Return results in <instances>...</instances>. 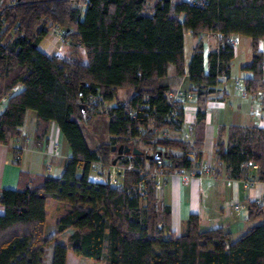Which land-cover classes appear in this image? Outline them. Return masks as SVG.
<instances>
[{
  "label": "trees",
  "instance_id": "16d2710c",
  "mask_svg": "<svg viewBox=\"0 0 264 264\" xmlns=\"http://www.w3.org/2000/svg\"><path fill=\"white\" fill-rule=\"evenodd\" d=\"M84 6V7H82ZM53 26L66 30L59 50L39 48ZM198 38L188 65L184 34ZM219 33L205 67L203 35ZM234 33L251 39L252 59L242 69L247 93L264 89V0H12L0 6V143L22 134L28 109L37 111L36 138H44L56 121L71 147L61 176H42L38 184L4 188L0 202V264H44L47 202L65 204L56 232L71 229L67 242L57 241L51 264H66L67 252L106 264H264V219L236 239L227 230L231 203L222 199L225 180H206L200 187V209L188 215L183 232L170 226V207L156 205L152 169L166 176L175 169L199 166L203 160L207 102L222 76H229ZM176 78L188 72L196 96L193 137L173 135L184 122ZM21 85L18 91L15 87ZM82 96L80 100V87ZM119 88H132L127 100ZM94 94L96 104L88 102ZM108 117L109 141L89 147L82 123ZM121 143L159 159L126 154L123 182L113 185L89 178L94 162L112 165ZM229 178L256 179L264 185V127L223 126L213 148ZM161 160V164H158ZM249 164L256 165L252 176ZM198 174V173H197ZM264 190V189H263ZM249 218L264 217L263 204L248 205ZM208 218V223L203 220Z\"/></svg>",
  "mask_w": 264,
  "mask_h": 264
},
{
  "label": "crops",
  "instance_id": "0c3cea01",
  "mask_svg": "<svg viewBox=\"0 0 264 264\" xmlns=\"http://www.w3.org/2000/svg\"><path fill=\"white\" fill-rule=\"evenodd\" d=\"M6 3L9 2L1 3V5ZM56 27H51L40 42L45 41V50L43 51L49 55L55 54L61 45L56 42ZM50 31L53 35H50ZM232 35L236 38L237 43L234 46V58L230 75L220 78V81L216 85L214 97L207 102L206 106L202 162L207 163L212 173H217L218 178L225 180V189L221 198L228 200L232 205L226 228L231 233L232 238L236 239L252 225L264 219V217L257 220L249 218L248 210V205L251 202L261 201L264 185L256 179L229 178L223 165L217 162L213 148L219 131L223 126L228 127L229 125L236 124L264 127V98L258 94L247 93L244 89L245 78L251 75V71L242 69V66L249 64L252 59L250 37L240 33ZM219 38L218 33L203 35L206 68L208 66L207 55L209 51L218 47ZM197 40L198 38L191 31L185 32L186 65L190 61L192 50ZM168 73L173 80L172 87L184 95V122L181 130L173 132V135L183 136V133L191 129L190 137H193L198 105L196 96L190 91L188 72L182 77L176 78L174 68L170 66ZM237 79L238 84L236 83ZM20 88L22 86L17 85L15 91H18ZM132 94V88H119L116 96L118 99L127 100ZM6 101L7 97L0 102V112L4 109ZM102 116L108 120L107 116L98 115L90 122L82 123L83 125H87L85 129L89 130L87 131L88 136L84 134L87 142L88 139L91 141V145L89 142L88 145L92 149L101 143L109 141L110 138L108 131H106V139L101 140L98 129L91 127L93 124L98 123L99 118ZM36 128L37 111L35 109H28L21 127L22 134L15 137L10 143H0V191L4 188H22L25 185L38 184L42 176H61L65 161L71 155L69 143L56 121L50 122L47 135L40 140L36 138ZM55 145L59 147L56 152L54 151ZM91 170L94 171V181L106 182L108 180L110 170L104 168L99 162L92 164L89 171L90 179ZM255 171L256 165L249 164L248 175L252 176ZM123 177V173L118 174L120 183L123 182ZM211 179L214 178L193 176L187 180H183L181 176L174 173L166 176L163 203L170 207V226L173 231L176 233L183 232L188 215L199 211L201 184ZM237 203H245L247 209L235 210L233 206ZM46 207L47 223L45 225V234L49 237H54V239L47 246L44 264H51L56 242H67L71 229L62 233L56 232V219L65 207L63 202L50 200L47 202ZM4 209V205L0 202V213H3ZM50 211L51 216H49ZM203 222L208 223V218L204 219ZM70 256L71 250L69 249L66 264L69 263Z\"/></svg>",
  "mask_w": 264,
  "mask_h": 264
},
{
  "label": "built area",
  "instance_id": "2783aa9c",
  "mask_svg": "<svg viewBox=\"0 0 264 264\" xmlns=\"http://www.w3.org/2000/svg\"><path fill=\"white\" fill-rule=\"evenodd\" d=\"M57 36L60 40L64 41L66 39V30L63 27L57 26ZM219 36L221 37V34H219ZM227 41H229V43L232 44L233 46H235V44L237 43L236 38H234L232 34L227 38ZM236 83L238 84V79L236 80ZM257 94L264 98V89H260L257 92ZM169 97L173 101H182V102L184 101V95L180 91H174V92L169 93ZM88 102L96 104L97 102H99V98L96 95L91 94L88 97ZM190 136H191V129L183 133L182 138L190 139ZM58 148H59L58 145H55L54 151L56 152ZM161 162H162L161 160H158V164H161ZM131 166H132V163H129L127 166L123 165L122 168H118V172L122 173L125 170V168H130ZM119 173L116 172L115 168H112V167L110 168L109 180L115 186L120 185L118 177L116 176V174L118 175ZM173 173L180 175L184 180H187L190 177H193L194 175L205 176V177L211 178L209 166L205 162H201L199 166L191 167L188 169H175ZM151 174L154 176L156 180L155 181L156 205L158 208L161 209L164 205L163 203V190H164V184H165L164 170L160 167H156L152 169ZM258 203L263 204V197L261 201H258ZM233 208L235 210H245L247 209V205L245 203H237V204H234Z\"/></svg>",
  "mask_w": 264,
  "mask_h": 264
},
{
  "label": "rangeland",
  "instance_id": "374dc122",
  "mask_svg": "<svg viewBox=\"0 0 264 264\" xmlns=\"http://www.w3.org/2000/svg\"><path fill=\"white\" fill-rule=\"evenodd\" d=\"M7 1L8 2H11L12 0H0V5H1V3H5ZM55 33L57 35V27L55 29ZM50 35H53L51 33V31H50ZM56 38H57L56 39V42H58L59 44H61L63 42V40H60L58 38V36H56ZM39 48L41 50H45V41H43L42 43H40ZM86 126L87 125H83L82 124V129H83L84 133L86 134V136H88L87 131H89V130L85 129ZM91 127H93L94 129L96 127L98 129L101 140H105L106 139V131H108V120H107L106 117H104V116L100 117L99 118V122L96 123V124H93ZM88 142L91 145V141L89 139H88ZM111 167L112 168H115L116 169V172L119 173L118 172V168H122L123 167V164L116 162L115 164H112ZM210 173H211V178H215V176H214V174L212 173L211 170H210ZM116 176L118 177L117 174H116ZM194 176H196V175H194ZM93 177H94V171L91 170V179L92 180H93ZM49 216H51V211H50V215ZM68 264H106V263H105L104 260L95 261V260H93L91 258H88V257H85V256H78L74 252H72V250H71V256H70V259H69V263Z\"/></svg>",
  "mask_w": 264,
  "mask_h": 264
},
{
  "label": "water",
  "instance_id": "95a60500",
  "mask_svg": "<svg viewBox=\"0 0 264 264\" xmlns=\"http://www.w3.org/2000/svg\"><path fill=\"white\" fill-rule=\"evenodd\" d=\"M79 93H80V100L81 102H83L84 98L82 96V86L80 87ZM111 149L116 152V156L112 160V164H115L121 156L126 155V154H133V155L144 154V156L147 159H153V158L159 159L162 155L161 151H157L155 153H149L147 151H144L140 147L130 145V144H125V143H121L118 145H112Z\"/></svg>",
  "mask_w": 264,
  "mask_h": 264
}]
</instances>
